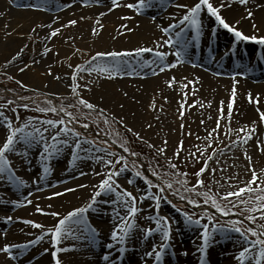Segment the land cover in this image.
Listing matches in <instances>:
<instances>
[{
    "label": "rangeland",
    "instance_id": "obj_1",
    "mask_svg": "<svg viewBox=\"0 0 264 264\" xmlns=\"http://www.w3.org/2000/svg\"><path fill=\"white\" fill-rule=\"evenodd\" d=\"M182 1L185 3L184 0ZM47 2H51V0H11L9 6L17 9L16 13L9 18H4L3 21L0 20V98L7 95L12 97L14 101H12V103H8L9 101H0V104L5 105V107L0 108V114H2L0 115V121L6 123L7 121L4 119L6 117L7 120H10L14 126H18L19 124L29 121L30 118H35L31 120L32 125L35 127H41V124L39 123L41 120L59 119L63 117V113L60 115L59 113H42L36 111V107L38 105L41 107L47 106L45 101L51 100L53 106L58 107L63 105L65 106L66 111L73 113L74 116L80 119L81 123L89 124L87 129L82 128L80 124L70 125L74 126L76 130L82 133L85 138L96 139L97 141L104 139L109 140L106 135L108 124L104 123V115L97 116L95 112L88 115L89 110L82 107L79 108L78 112L77 107H67L69 104H75V100L70 95L71 89L68 87L71 83L70 74L72 71V68H70L69 65L74 67L78 63H83L85 59L95 53L93 49L95 46L88 38L87 31L91 23H93L94 27L99 28V26L95 24L96 19L82 16V14L79 15V13H81L80 11L86 5L99 6L102 4H84L83 0H81L79 2H70L69 6L66 7L65 5H68L66 4L67 0H57L56 3H58L59 7L54 10H50L46 7ZM166 4H168V2H166ZM43 13L51 14V21L54 23L47 31H43L41 29L45 24L44 19L41 17V14ZM81 17H83V19H81ZM69 19H75L77 23L75 25H69L68 27H61V25L66 24ZM203 24L204 27H208L210 25L212 26V23L205 22ZM38 25L40 26L38 27ZM55 28H60L61 31L57 36L52 37L49 40L48 36ZM219 32L220 31L217 29L212 34V41L215 39L221 40ZM128 34L129 32L124 31L122 38L118 40L120 42H124ZM202 35L204 34L202 33ZM120 36L121 35H118L117 37ZM155 41L160 40L157 39ZM124 43L127 44V42ZM233 43L234 38L232 35L230 36L228 34V36L224 39V44L234 45ZM235 44L238 45V43ZM149 45L152 47L157 46L154 45L153 42H151V44L149 43ZM193 45L194 44H192L189 47V50H186L185 53L188 54L190 53L189 51H191L193 54L199 56L201 51L197 48L192 50ZM113 46L123 47L124 45L117 43ZM145 46H148V44L145 43ZM83 47L87 48V50L84 53L76 55L75 50ZM164 47H167V45ZM45 48L49 49L47 53L44 52ZM21 49H23V51H21ZM115 50H117V48H115ZM215 51L217 52L218 49H215ZM245 51V46L240 44L239 48H237L233 54H240ZM17 52H21L20 56L13 59ZM64 55L66 58L62 57ZM189 56L192 55L189 54ZM150 58V56H146L144 60H149ZM109 62L110 60L105 59L97 60V63ZM165 62L173 63V58L166 56ZM25 64L29 65V67L24 69V71H19V69L24 68ZM222 64L225 65L224 63ZM140 67L148 70L146 76H150L153 71L157 74H164L166 81L175 77L179 71L178 69H180L179 64H177L174 68L166 69L164 72H160L158 67L154 65L151 67H143L141 64ZM262 67L261 72H263L264 75V66ZM230 68V71H232L231 73H233L231 78L239 80V82L236 83L237 89L241 86L240 81L245 77L243 73H247L248 71L247 69L239 68L237 66ZM37 71L39 74H36ZM82 75L84 79L78 81L80 84L89 83V81H91V83L89 84L88 89H80V95L89 102L97 105L98 109H104L105 114L108 115L112 122H114L113 118H115V121H119L120 118L123 117L124 123L128 127H131L134 131L139 132L148 143L156 146H162L161 142L163 140H167L168 147L165 156H159L161 159L156 160L159 164L158 168L163 180L173 182V189L181 186L175 183V180L180 178H175L173 175H164L166 158L172 157L176 144L181 141L179 140L177 133L179 132L180 125L186 120L185 115L183 117L179 116V107H166L162 105L160 101L157 102L155 97H151V99L149 98L145 102L141 117L136 118L131 116L132 114L125 112V110L128 109V106L123 105L120 102V98L112 94L108 97V93L106 92V90L113 91V89L116 88L117 84H119L118 80H121L120 76L122 74H119L111 79L104 78L102 76L98 77L95 73H92L91 76H89L87 72H84ZM9 77L12 79H9ZM56 77H60V79H56ZM176 79L177 77H175V80ZM16 81H20L24 87H22L21 84H17ZM15 87L24 90L26 93L17 92ZM98 90H100V94L97 93ZM122 92L124 93L125 91ZM18 100H20L21 104L31 103L32 106H29L28 109L22 108L20 107L21 104H16ZM153 104L155 107H150V105ZM13 108L16 109L15 112L12 111ZM80 113H84L85 116H81ZM17 117H19V119H17ZM163 118H166L169 121V125L174 128L172 136H166L164 132V125L162 123ZM65 119L67 120V118ZM114 123L121 128L122 131L128 133L119 123ZM147 124H151L152 126L150 128L146 127ZM246 126H254L256 131L252 133V139L248 140L246 144H241L237 140V136L243 135V133L237 132V130ZM44 127L47 126L44 125ZM213 129L216 128L206 129L191 127V130L189 131L191 134L185 133L184 135L183 151L180 157H173L172 159V162L176 164L177 168L180 169L181 172L188 174L186 179L188 180L189 185L194 183L195 180L192 173L202 166L203 160L209 155L212 156V159L209 160L208 168L205 173L202 174L201 178L204 181V185L202 188L198 189L200 192H206L210 188V194H215L217 192L223 193L230 190L229 185L242 187L243 182L248 180L251 175L250 171H248L249 161L245 158V153L251 157L252 167L257 171L258 175L261 176V179H264V174L260 173V169L264 168V151L257 148V141H264V122H261L260 118H257V121H255V124L253 125V122L243 123L239 120H234L232 117L224 116L221 121L220 128L213 132L211 141H209L206 137H208L209 131ZM229 129L232 130L230 133L228 131ZM108 131V133H110L112 129L109 128ZM128 134L130 135V141H135L134 145L139 143L142 147H144V152L146 151L149 154L151 153L148 147L145 148L147 144L138 141L131 133ZM4 135L5 128L0 125V141H2ZM49 135L50 133H46L45 139H48ZM197 137H199V139H197ZM230 141H237V143L233 145ZM49 143H51L50 140ZM209 143H211V147L205 148V146ZM194 145L204 151V156H200V154L197 153L198 159L190 158L189 153L196 151V148L193 147ZM99 146L105 147L102 144ZM82 147L86 149L92 148V151L89 153L91 156L104 155L103 153L95 152L94 148L88 144H83ZM214 149H217L218 151H213ZM115 150L118 151V148ZM152 150L155 152L154 148ZM17 153L20 154L18 155ZM41 155L42 147L40 145L33 144V146L29 148L24 143H18L16 145V152L7 154L12 171L24 181V185L18 186L15 184L16 186L14 185L13 189H10L9 186H4L6 184L11 186L9 182L4 181L6 177L0 178V205L11 208L10 211L6 212V215L4 214L5 212L0 209V247H2L5 243L24 244L29 240H34L36 236L42 235L47 228L55 224L57 220L56 217L42 215L35 211L37 204L46 212L56 211L61 215L66 214V212L70 211L72 208L80 207L86 204L91 192L93 191L92 185L96 184L100 179L99 176L93 175V170L95 172L101 171L100 162L90 158L75 160L72 156L71 147H64L59 154L54 156L49 161L42 160ZM81 155L84 154L81 153ZM131 158L132 157L129 159L132 160L133 158ZM70 160H73L72 166L69 165ZM44 164H48L49 173L43 180H40L39 177L43 174L42 165ZM213 169H215L214 172ZM38 170H41L40 174ZM80 172H84L86 175L81 176L79 175ZM35 173L36 175H34ZM144 174L147 175L146 173ZM128 178L133 180L132 184L128 183ZM117 180L123 188L133 194H137V190L142 192L145 188L143 181L135 176H132L130 171L121 174ZM217 181L219 182V185H217ZM80 184L88 185V187L78 188L77 185ZM65 188H75L76 190L74 192L64 193L61 196L53 197L51 195L53 192H63ZM152 191L155 192L156 189L153 188ZM9 193L12 194L13 199H9L7 197ZM29 193H31L36 199L31 200V204L26 203ZM171 193L172 192L168 190L167 198L170 199L172 204H175L176 207L174 208L172 204H169L166 201L162 202L159 214L165 215L169 218L171 231L175 232L179 229H184L190 233L188 237L183 239L180 238V234L176 232V240L179 242L182 239L180 242L181 255H186L188 253L186 246L189 247V251L192 254L190 260L191 263L186 264H200L198 249L202 242L199 235L202 229L199 225H187L182 213L188 212L194 217L199 216L202 224L210 223L204 216V213L198 211H204L207 209L208 212H213L210 210L213 208H211L210 205H205L203 203L194 207L182 201H176ZM195 197H198L201 200L204 199L203 196ZM243 198L247 199V194H244ZM40 199L43 201H40ZM115 199L116 196L114 193H107L98 197L97 201L103 200L106 202L113 201ZM230 199H232L233 203H235L234 198ZM16 200L22 201L23 204L16 206L13 209V207H10L9 204ZM151 204V200L138 201L137 206L140 211L135 217V223L139 227L134 229L127 238L125 251L122 254L123 257H120L119 261L116 260L117 254L114 252L119 245H116L113 249H111L114 260L113 264H138L141 261H144L145 264L153 263L154 260H152V258H154V256L147 257L144 254L145 252L152 250L153 245L158 246L162 242L161 235L160 233H154L144 237L140 231V229L155 226L152 221L146 219V217L153 215V209L150 207ZM244 207L245 205L243 204L238 205L235 209V213L237 214L235 216H237V218H231L242 219L243 216L240 215V213L241 209ZM176 208H179L180 211H176ZM114 210L119 212L121 215L124 214V209L120 206L119 202L115 204L106 202V206L103 205V207L99 208L97 212L92 213L93 215L90 213V217L97 222L96 227L92 223L98 233L95 235L94 239L92 238V233L89 229L85 228L83 230L82 225L77 226L75 223L67 225L66 228H71L72 232L65 233L64 237H62L57 244V247L63 248L67 246L69 249L67 252L70 253L66 254L64 258L61 257L59 260L64 262V260L71 258V254L74 255V257H83L88 255L83 251L85 248L80 247L84 246L83 243H86V241L88 245L91 244L96 248H99L100 246L106 248V244L113 243L110 240V234L114 225L118 222ZM14 211H18L17 213L19 214H14ZM87 212L88 211L85 213ZM246 214L247 213L245 212L243 215ZM5 217H12V219L7 221L4 219ZM24 220H32L43 225V228H33L31 225L24 224ZM217 221L220 223L226 222L220 220ZM256 223L264 224V219L258 218ZM10 226L20 227L21 230H18V235L22 234L23 236L11 237L6 235L5 231L7 227ZM252 226L255 227L256 225ZM90 229H93V227L91 228L90 226ZM209 230L212 231L211 228ZM242 246H244V242L240 238L239 234L234 232H216L213 240L209 243V246L206 249L205 264H220L221 260L229 258L230 256L236 258ZM35 248L43 250L48 249L47 251L52 253L54 249L50 242V235L43 236V238L35 244L29 245L23 250L22 254L15 259H9V257L4 253L1 256L3 258L7 257V259L10 260L9 262L12 264H25L24 262L26 258H29L28 263H30L31 251ZM167 250L169 252L171 251V248L168 247ZM16 251L18 250H13L14 253ZM125 253L129 254L131 258L126 262L123 260ZM146 258L149 259L145 260ZM180 264L185 263L181 262ZM244 264H250V262L245 261Z\"/></svg>",
    "mask_w": 264,
    "mask_h": 264
},
{
    "label": "snow or ice",
    "instance_id": "obj_2",
    "mask_svg": "<svg viewBox=\"0 0 264 264\" xmlns=\"http://www.w3.org/2000/svg\"><path fill=\"white\" fill-rule=\"evenodd\" d=\"M102 0H83L84 4L95 3L100 4ZM154 2H158V0H134V2L121 3L120 0H110L111 7L107 9L108 12H111L113 9L125 7L134 11L137 15L141 14L142 11L146 8L153 7ZM168 3H172V0H167ZM233 2H238L239 5L245 6L244 15L241 16L240 20H249L251 22L252 34H246L242 30H240L237 25L240 23V20H236L233 23H229L226 21V18L221 14V10L225 8H230ZM11 3V0H9ZM249 0H192L191 3H175L172 6L177 8L178 10L182 9L183 13L179 17L173 15L171 17L172 23H169L167 26L157 25L162 33L161 41H153L156 47H145L140 46L133 48L131 50H121V51H98L93 55L89 56L87 59L83 61V63H78L74 67L69 65L72 68L71 71V83L68 87L71 89L70 95L75 100V104H69L67 107H77V111L82 107L84 109L89 110L88 115L92 112H95L97 116L104 115V123L109 124V117L105 114L104 109H98V106L89 102L87 99L83 98L80 95V89H88L89 83L80 84L78 81L84 79L82 73L87 72L89 76L92 73H95L98 77L104 78H114L119 74H127L132 75V72L127 71L130 67L128 58L136 56L142 57L144 53H151L155 59L152 60H143V67H151L156 66L160 72H164L166 69H171L176 67L177 64L182 63L181 56L184 55L186 50L193 44V42H199L202 31L204 28L203 24V16L206 13L207 17L214 20L215 24L220 28L227 30L228 33H231L234 37L235 42L239 41H251L258 45L264 46V35H256L260 31V28L257 25L255 14L252 10H250L247 5ZM66 7L69 5H65ZM255 7L257 9L264 8V4L255 3ZM100 16H104L105 13L101 12ZM83 19V17H81ZM121 19H131L129 16H123ZM155 19V17H153ZM77 21L75 19H69L66 24L61 25V27H68L69 25H75ZM95 24L99 26L100 29L103 28V24L99 22V19L95 21ZM40 25H38L39 27ZM50 27V26H49ZM125 32H131L132 29L127 25L121 24L119 26ZM178 28V31L172 32L173 29ZM186 30H190L191 37L190 39L185 38ZM60 28L53 29L48 39L50 40L52 37L57 36L60 33ZM97 27H92L91 32L93 35L97 34ZM215 27L212 28V32H215ZM121 32H117V35H121ZM166 37V38H163ZM176 47V51L171 54L176 57L175 62L167 63L165 62V57L169 55L168 52L161 51L160 49L164 48V46ZM23 51V49H21ZM49 51L48 48L44 49V52L47 53ZM79 51L78 49L76 50ZM21 52H17L13 59L19 57ZM110 57L111 61L109 63H97L99 58ZM35 62V61H34ZM29 65L25 64L24 68L19 69V71H24V69L28 68ZM51 74V73H50ZM153 75H156V72H152ZM9 79H12L9 77ZM56 79H60V77H56ZM17 84H21L20 81H16ZM168 87H172L174 83H176L175 77L166 81ZM194 81L188 80L182 86L183 88H187L188 85L193 84ZM236 80H233V86L231 95L227 101V109L228 116L230 117L233 110V104L236 97ZM22 87L24 85L21 84ZM11 91V90H9ZM127 95V93H125ZM185 97L188 95L187 92L184 93ZM248 100L250 103L257 102L258 103V94L257 97H252L251 93L248 94ZM26 99V98H25ZM167 99V98H165ZM8 103H12L9 101ZM47 106L41 107L37 106L36 111L42 113H63V117L59 119H45L41 120L39 123L41 127H35L32 125L31 120L35 118H30L29 121L25 123L19 124L18 126H14L10 120H7L5 117L6 123L0 121V125L5 128V135L0 141V178H7L10 181H14L18 186L24 185V181L19 177L15 176L12 171L10 161L7 158V154L11 152H16V145L18 143H24L27 147H32L33 144L40 145L42 147V155L41 159L44 161L51 160L54 156L59 154L64 147H71L72 156L75 160L90 158L95 161L100 162L101 171L95 172L93 170V175L99 176L100 179L94 185H92L93 191L86 202V204L72 208L70 211L66 212V214L61 215L59 212L51 211L46 212L42 209L38 204L35 207V211L42 215H50L52 217H56L57 220L54 225L47 228L42 235H38L34 240H29L24 244H12L5 243L2 247H0V253L6 254L9 259H15L19 255L22 254L23 250L27 248L29 245L35 244L37 241L41 240L43 236L50 235V242L53 247V251L51 253L52 260L54 264H61V261L58 259V253L63 251H68L67 248H58L57 244L64 237L65 233H71V228H66L70 223H82L84 221L83 214L89 209L93 208L95 205L97 198L102 194L114 193L116 199L113 201H106L107 203H117L119 202L120 206L124 209V214L121 215L119 212H115L118 222L114 225L111 234L110 240L113 243H108L105 247L109 250L113 249L114 246L119 245L117 248L118 255L116 260L119 261L121 255L125 251V243L127 238L130 236L132 231L139 226L135 223V217L140 209L137 206L138 201L151 200L152 204L150 207L153 209V215L146 217V219L152 221L154 223V227H148L140 229L142 235L147 237L154 233H160L161 235V243L157 245H153L152 250L145 252V256L147 257H155V262H159L162 254L169 247V241L171 236V226L169 218L165 215L159 214V209L161 207L162 202H167L172 204V201L168 199V190H172V195H176L180 200L186 201L187 204L192 206H199L201 203L205 205H210L211 208L215 209L216 213H219L221 216L229 217V219L220 223L216 220V217L212 214H209L207 209L204 210V216L210 223H201V218L199 216H193L188 212H183L182 215L184 217L185 223L189 226L191 225H199L201 227L200 231V239L201 244L199 246V259L200 264H205V252L209 243L213 240L216 232H226V233H237L240 238L244 242V246L241 247V250L238 252L236 259L239 264H244L245 261H249L250 264H264V224H257V219H264V179H261V176L258 175L257 171L252 167L251 157L245 153V158L249 161L248 171H250L251 175L248 180L243 182L242 187H234L233 185H229L228 191L223 193L217 192L215 194H210L211 189L209 188L206 192L198 191L199 188H202L204 185V181L201 178L202 174L205 173L208 168V162L212 159V156L209 155L206 159L203 160L202 166L196 170L192 175L195 177L194 183L189 185L187 179H177L175 180L176 184L181 185L183 188V192L192 193L195 196H203L204 199L197 200L190 196H185L180 193L179 189H173L172 181H165L162 179L161 174L152 169V165L149 164L148 167L152 169L151 176L156 178V182L150 179L147 175L142 171V165L139 163L140 154L136 151H133L128 142L126 140H122L119 137V134L116 135L115 138L111 140H99L85 138L82 133L76 130L74 126L75 124H80V126L84 129L89 127L88 123H81L80 119L74 116L73 113L66 111L65 106H53L51 100L45 101ZM211 103V102H209ZM224 101L220 102V107L218 109L219 115L216 120V129L209 131L208 137L211 141L213 132L221 126V121L224 118ZM192 105H188L191 107ZM5 107L4 104H0V108ZM20 107L28 109L29 104L24 103L21 104ZM150 107H155V105H150ZM200 107H203V104H200ZM184 108L185 104L181 103L178 109L179 116H184ZM12 111H16L15 108ZM259 111V109H257ZM2 115V114H0ZM81 116H85L84 113H80ZM64 117H67L66 120ZM19 119V117H17ZM113 121L119 123L121 127H123L128 133H131L136 137L138 141L141 143L147 144L149 149H155V156H165L166 150L168 147L167 140H163L161 142L162 146H156L151 143H148L144 137L140 135L139 132L134 131L131 127H128L124 123L123 117L120 118L119 121ZM260 121L264 122V112H260ZM203 123V121H201ZM255 121H253V125ZM46 125L47 127H44ZM151 124H147L146 127H151ZM184 125L181 124V128ZM229 133L232 131L228 130ZM256 131L255 127H242L237 130V132H242L243 135H238L237 140L241 144H246L248 140L252 139V133ZM50 133L48 139H45V134ZM191 134V133H189ZM106 135H108L106 133ZM199 139V137H197ZM49 140L51 143H49ZM231 144L235 145L237 141H230ZM83 144H88L94 148V151L97 153H103V156L100 155H89L92 148H83ZM102 144L105 147H100ZM196 148L195 152L189 153L190 158L198 159L197 153L200 156H204V151H202L198 146H193ZM211 147V143L205 146V148ZM120 149V151H116L115 149ZM257 148L261 151H264V141H257ZM183 151V140L179 141L175 149L172 153V157L166 158V163L169 169L172 170L171 173H164V175H173V176H181L186 177L187 173H180L177 169L175 163L172 162L173 157L179 158ZM213 151H218L214 149ZM83 153L84 155H81ZM18 155L20 153H17ZM127 154V155H125ZM136 158L130 160L129 158ZM73 160L69 161V165L72 166ZM131 172L132 176H135L143 181L145 188L141 192L137 190V194H133L127 189L123 188L119 183L117 178L125 173ZM215 169H213V172ZM43 174L39 177L40 180H43L45 176L49 173L48 164L42 165ZM260 173L264 174V168L260 169ZM79 175H86L84 172H80ZM128 183L132 184L133 180L128 178ZM219 185V182H216ZM78 188H85L88 185L80 184L77 185ZM155 188L156 191L153 192L152 189ZM75 188H65L63 192H53L51 195L53 197L61 196L64 193L74 192ZM244 194H247V199H244ZM28 195H31L29 193ZM51 198V197H49ZM230 198L235 199V203ZM27 204H31V200H26ZM13 205H17L16 201H12ZM245 205L244 208L241 209L240 215L243 216L242 219H232L233 215H237L235 213V209L238 205ZM175 208V204H172ZM50 207V206H49ZM176 211H180L179 208H176ZM246 215H243L244 213ZM7 221H10L12 217H5ZM24 224L31 225L33 228H43V225L36 223L32 220H24ZM252 225H256L253 227ZM212 229L210 231L209 229ZM92 233V238H95V229H89ZM75 235L74 233H72ZM16 249L15 253L13 250ZM48 249H45L47 251ZM105 261V264H111L112 257L110 253H105L102 257Z\"/></svg>",
    "mask_w": 264,
    "mask_h": 264
},
{
    "label": "bare ground",
    "instance_id": "obj_3",
    "mask_svg": "<svg viewBox=\"0 0 264 264\" xmlns=\"http://www.w3.org/2000/svg\"><path fill=\"white\" fill-rule=\"evenodd\" d=\"M57 0H51V2L46 3V7L50 10H54L58 8ZM79 2L81 0H67L66 4H70V2ZM185 3H191L192 0H184ZM121 3H128L134 2V0H120ZM167 0H158V2H154L153 7L146 8L142 11L141 14L137 15L134 11L127 9L125 7H120L113 9L111 12H108L107 9L111 7L110 0H102L99 6L96 5H86L79 13L82 16L91 17L93 19H99L101 24H104L103 28L100 29L97 27V34L93 35L91 32V28L94 27L93 23H91L90 27L88 28V38L91 40L93 45L95 46L93 49L95 52L98 51H121V50H131L136 47L145 46V43L148 46L145 47H152L149 45L151 42L155 40L162 39V33L157 25L167 26L169 23H172L171 17L173 15L179 17L182 15L183 10H178L174 6L175 3H183L181 0H172V3L166 4ZM255 3H262L264 4V0H249L247 7L252 10L255 14L256 22L260 31L256 33V35H264V8L257 9L255 7ZM74 4V3H71ZM166 5V6H164ZM244 8L245 6L239 5L238 2H233L230 8H225L221 10V14L226 18V21L230 24L236 20H240L241 16L244 15ZM17 9L9 6L8 0H0V20H4V18H9L16 13ZM104 12V16H100L99 14ZM29 13H36V12H29ZM123 16H129L131 19H121ZM41 17L44 19L43 31H47L52 24L51 21V14L43 13ZM155 17V19H153ZM212 23V26L204 27L199 42H193L192 50L196 48L199 49L201 52L199 56L193 54L191 51L190 53L181 56L182 63H179L180 69L177 72L176 83L172 87H168L165 83L166 78L164 74L160 73L156 75L151 74L150 76H146L148 70L146 68H141L140 65L142 64L143 60L146 56H150L149 60L155 59V57L151 53H144L142 57H130L129 65L130 67L127 71L132 72V75L127 74H120L121 80H118L119 84H117L116 88L112 90H106L108 93V97L112 94L116 97L120 98V102L123 105L128 106V109L125 110L126 113L132 114L131 116L140 118L141 113L143 112V106L145 102L151 97H155L157 102H161L162 105L170 108L179 107L181 103L185 104L184 108V115L186 116V120L182 123L184 125L183 128H179V132L177 136L179 140H183L185 133H189L191 127H199V128H216V120L219 115L218 109L220 107V102L224 101V116H228V109H227V101L231 95L233 80L232 73L230 71V67H239L247 69V73H245V77L241 80V86L236 89V97L233 104V110L230 117L234 120H239L240 122H253L257 121V118H260V112H264V75L261 72V69L264 66V46L258 45L251 41H239L235 42L234 45L224 44V39L228 36H231V33H228L227 30L220 28L218 25L215 24L214 20L207 17L206 13L203 16V23ZM127 25L129 28L132 29L129 32L125 44L124 42H120L118 39L122 38V34L124 33L123 29L119 26ZM50 26V27H49ZM220 31L219 37L221 40H218L216 43V49L218 51L212 52L214 49L213 41H210V38L214 32H212V28ZM237 27L242 30L246 34H252L251 29V22L249 20H240V23ZM1 30V29H0ZM121 32V36L117 37V32ZM178 31V28L173 29L172 32ZM191 32L190 30H186L185 38L190 39ZM233 37V36H232ZM166 38V37H163ZM234 38V37H233ZM122 44L123 47H130V48H123L122 46H113L114 44ZM235 43H238L235 44ZM113 44V45H112ZM240 44L245 46L246 51L240 54H233L237 48H239ZM121 47V48H118ZM176 47H164L160 49L161 51H165L169 53V57L173 58V62H175L176 57L173 56L171 53L176 51ZM114 48V49H109ZM117 48V50H115ZM79 50L77 52L76 50ZM76 55L84 53L87 48L83 47L81 49L77 48ZM189 50V48L187 49ZM208 51H211L210 59L208 58ZM70 53V52H69ZM68 53V54H69ZM192 55V56H189ZM67 55V54H66ZM225 55V56H224ZM167 56V57H168ZM229 57L231 61H227V65H223L221 62L225 61L226 58ZM66 58V56H62ZM222 57V58H220ZM61 58V57H60ZM105 59L110 60V57H103L99 58L98 60ZM222 59V61H220ZM138 63V64H137ZM36 74H39L37 71ZM188 80L194 81L193 84L188 85L187 88H183V84L186 83ZM236 82L239 80L235 79ZM117 82V83H118ZM99 91V92H98ZM97 93L100 94V90ZM122 91H125L124 93ZM187 92L188 95L185 97L184 93ZM127 93V95H125ZM251 93L252 97H257L258 94V103L253 102L250 103L248 100V94ZM154 98V99H155ZM167 98V99H165ZM211 102V103H209ZM200 104H203V107H200ZM188 105H192L188 107ZM259 109V111H257ZM162 123L164 125V132L166 136H172L174 128L169 125V121L166 118L162 119ZM203 121V123H201ZM39 174L41 170H38ZM37 171V172H38ZM36 175V173L34 174ZM18 177V175L15 174ZM11 184L4 185L5 187L9 186L10 189H13V186L16 184L14 181H10L7 178L4 179ZM17 185V184H16ZM15 185V186H16ZM7 197L9 199H13L12 194H8ZM28 200H36L34 196L29 195ZM40 201H43L40 199ZM17 205H13L12 203L9 204L10 207L13 209L16 206L22 205V201L16 200ZM106 206V202L101 200L97 201L93 208L89 209L87 213L83 214L84 221L82 223H75L77 226L82 225L83 230L90 229L96 227V220H93L90 217V213H95L101 207ZM0 209H2L5 213L10 211L11 208L5 207L0 205ZM14 214L18 211H14ZM93 215V214H92ZM20 220V219H19ZM15 222V221H14ZM94 224V226L92 225ZM6 229V228H5ZM18 230H21L20 227L17 226H10L7 227L5 234L8 236H18L22 237L23 235H18ZM96 230V229H95ZM176 232L180 235V238H186L190 235L189 232L186 230H177L171 231L170 236V243L169 248L171 251H167L162 254L161 259L159 262H155V257L152 258V264H180L182 263H191V256L192 254L189 251V247L186 246L188 249V253L186 255H181V246L180 242H178ZM98 233L95 232V235ZM84 246H80L85 248L83 251L88 254L83 257H74L71 254V258L64 260L61 262L62 264H105V261L102 257L105 253H110L112 257V250L106 249L103 246L96 248L91 244L83 243ZM67 248L68 247H63ZM114 252L118 255L117 248ZM195 252V251H193ZM70 252L63 251L59 252L58 259L61 257H65L66 254ZM0 253V264H12L9 262L10 260L7 257L3 258ZM2 257V258H1ZM123 257V255H121ZM131 258L129 254L125 253L123 260L129 261ZM149 258H146L147 260ZM29 258L25 259V264H54L52 260L51 253L45 251L40 248H35L31 251V262L28 263ZM114 260L112 257L111 264H113ZM138 264H145L144 261H141ZM220 264H239L238 260L233 256L229 258L221 260Z\"/></svg>",
    "mask_w": 264,
    "mask_h": 264
},
{
    "label": "trees",
    "instance_id": "obj_4",
    "mask_svg": "<svg viewBox=\"0 0 264 264\" xmlns=\"http://www.w3.org/2000/svg\"><path fill=\"white\" fill-rule=\"evenodd\" d=\"M15 89H17V92H25L24 90H22V89H20V88H17V87H15ZM26 93V92H25ZM13 101V99H12V97H10V96H3V97H1L0 98V101ZM14 102V101H13ZM16 104H19V103H16ZM29 106H32V105H30L29 104ZM30 108H32V107H30ZM76 111V110H75ZM78 112V111H77ZM109 121H110V123L108 124V129L109 128H111L112 129V131L110 132V133H108L109 131H108V129L106 130L107 131V136H108V138L111 140L112 138H115L116 137V135L117 134H119V137H120V139H122V140H126L127 142H128V145L130 146V148L133 150V151H136L137 153H139L140 154V157H142V159H140L145 165H146V167L148 168V170H149V172L151 173V171H152V169H155V170H157L159 173H160V171H159V168H158V166H159V164L157 163V159H161L159 156H155L154 155V151L152 150V149H150V154L148 153V152H144L143 151V148L144 147H142L141 146V144H136V145H134V142L135 141H130V135L128 134V133H126L125 131H122V129L121 128H119L114 122H112L110 119H109ZM145 148H147V146H145ZM149 164H151L152 165V169H150L149 167H148V165ZM178 169V168H177ZM179 170V172L180 173H184V172H181L180 171V169H178ZM164 172L166 173H171L172 172V170L171 169H169L168 168V166H167V163L165 164V166H164ZM162 177V176H161ZM175 178H180V179H186V177H181V176H178V175H176V176H174ZM162 179H163V177H162ZM176 189H179L180 190V193L181 194H183V195H185V196H190V197H192V198H195V199H197V200H201L200 198H198V197H195L192 193H185V192H183V188L181 187V186H178ZM171 192H172V190H170ZM174 196V198L175 199H177V200H180L179 199V197L178 196H176V195H173ZM202 201V200H201ZM186 202V201H185ZM187 203V202H186ZM204 212V211H203ZM209 214H212V213H210V212H208ZM212 215H214V214H212ZM215 217H216V215H214ZM217 218V217H216Z\"/></svg>",
    "mask_w": 264,
    "mask_h": 264
}]
</instances>
